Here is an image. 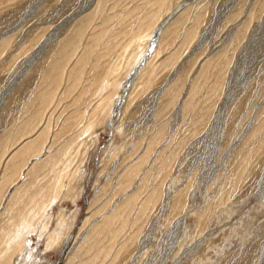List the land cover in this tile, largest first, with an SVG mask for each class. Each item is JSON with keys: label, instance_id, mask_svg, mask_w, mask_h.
Here are the masks:
<instances>
[{"label": "rangeland", "instance_id": "374dc122", "mask_svg": "<svg viewBox=\"0 0 264 264\" xmlns=\"http://www.w3.org/2000/svg\"><path fill=\"white\" fill-rule=\"evenodd\" d=\"M41 1L0 0V42L16 36L0 58V138L10 129L15 130L24 120V102L18 100L13 104L14 107H6L3 104V93L10 91L15 79L12 75L19 65V62L15 67L9 65L18 53L16 46H26L29 50L33 47L36 36L45 32V25L39 29L38 24L47 20L44 23H51L48 26L52 25L53 30L78 11L86 10L81 16L83 18L104 2L103 9L99 5L101 9L93 22V29L84 37L85 43L99 34L103 37V42L100 40L101 43L92 56H101L107 43L113 49L111 56L103 59L101 66L95 71L97 77L105 74L106 65L111 64L112 58L116 60L123 53V48L129 47L131 40L132 43L135 42L132 49L139 44L137 41H143L136 50L138 52L147 44L146 59L150 60L151 56L153 58L155 53L149 48L156 28L151 27L157 18L164 20L168 12L174 10L182 0H101L99 4V0ZM190 1L192 3L189 2L172 23L180 22L178 25L183 27L175 30L173 27L172 35L168 38L163 35L165 28L162 29L163 34L156 36L152 49L156 50L159 45L163 51L161 56L165 60L184 40L183 35L188 28L199 27L197 39L191 49L196 48L194 55L205 59L202 66L207 62L211 66L208 77L197 85L199 88L194 98L191 97L192 103L187 107L192 85L188 87L185 78L194 62L193 57L189 64L182 65L176 76V81L179 78L180 81L178 84L175 82L174 86L183 87L179 99H176V103H173L175 96L173 100L172 97H165L162 101L160 99L163 102L160 107L170 109L165 112L167 114H164L162 121L156 123L153 122V111L159 108L157 97L169 82L171 71L166 70L155 78L132 106L125 104L127 97L138 83L143 82L142 74L145 69L141 73V68L136 69L118 86L113 83V87L111 83L108 92L115 90L117 93L112 112L107 116L106 112L100 111L101 118L98 117L99 121L96 119V128H99L94 129L87 138L77 141L72 149V153L78 154V160H85L86 175L81 181L83 192L81 191L76 203L68 195L64 201H60V198L50 205L49 215L52 221L49 232L54 233L58 229L61 213L67 217L75 215L73 230L64 243L53 250H47L48 242L41 241L37 232L27 234L32 239V245L34 244L33 253L28 260L25 257V260L21 258L18 261V254H15L10 264H15L16 261V264L105 263L108 260L105 258L109 251L107 247L113 243L115 235L110 231L86 243L92 223L86 228L85 220L95 213L97 206L113 196L114 187L124 168L136 161L141 149L154 138L160 126H166V131L160 142L153 146L154 152L149 163L141 170L139 178L127 194L128 197L135 194L145 178L148 191L162 187V197L148 212V218L135 223L131 216L129 228L121 235L123 240L116 242L118 245L127 242V249L122 251L115 264H175L177 259L180 260L178 264H264V0ZM38 3L41 4L39 11L46 9L42 12L43 16L40 20H35V17L33 20L29 19L31 8ZM152 14L155 15L149 20L144 18ZM73 27L75 28L71 24L65 34H70ZM236 37H240V41H235ZM95 40L98 38L93 39V42ZM164 48L167 49L165 53ZM224 49H228L227 55H224ZM161 56L157 60L159 65ZM198 65L194 70L199 72L202 66ZM146 67L147 65L144 68ZM136 76L139 80L133 86L131 81ZM96 77L92 79L95 80ZM87 85H90V80L86 87ZM65 86L66 81H61L62 90ZM32 89L35 90V86ZM71 99L73 100L70 98L67 103H71ZM84 99H90V94ZM64 104L52 113V119H57ZM79 105L78 102L75 109L81 106L82 110L85 107ZM4 112L6 116H3ZM122 113L125 118L121 117ZM64 117L66 115L61 118ZM205 121L207 123L202 128ZM65 139L66 137L62 141ZM137 149H140L138 154L132 156ZM87 151L90 154H86ZM50 176L45 179L44 184L50 181L53 174ZM50 184L47 183L46 187L50 188ZM121 198L123 197L119 196L116 200L114 198L113 205ZM180 204L184 205L183 211L180 214L173 213ZM114 206L110 205L105 213L112 214ZM173 215L175 217L169 224ZM97 253L98 257L88 263Z\"/></svg>", "mask_w": 264, "mask_h": 264}, {"label": "bare ground", "instance_id": "6f19581e", "mask_svg": "<svg viewBox=\"0 0 264 264\" xmlns=\"http://www.w3.org/2000/svg\"><path fill=\"white\" fill-rule=\"evenodd\" d=\"M45 2H47V0H43L42 3ZM189 2L191 1L182 0L174 10L168 12V15L164 20L161 21L157 18L153 23L154 25L151 27H154V29L156 28L154 30L156 31L154 36L157 35L158 31L163 34L162 29L165 28L163 35H166L168 38L172 35L171 29L173 27L174 30L178 27H183L182 25H178L180 22L172 23L174 22V18L179 12L186 8ZM97 3H101V0ZM102 4L105 6L104 2ZM102 4L99 5L103 9ZM99 5L95 7L90 14H85L83 18H81V16L86 10L78 11L71 18L69 17L62 24L56 26L53 30H51L52 25L48 26V24L51 23H44L47 20L41 25L38 24L39 26L37 25V28L39 29L41 26L45 25V32L36 36L37 39H35L33 47L29 50L25 45V48H21L20 45L17 44L18 46H16V49L18 53L13 57L9 64L10 66H14L19 62V65L12 75L15 79L13 80L14 82L10 91L8 92L6 90L7 92L3 93V99L6 101H4L3 104H5L6 107H12L16 101H23L24 106L22 109V115H24L22 118L24 120L16 126L15 130L10 129L9 132L6 133L7 136L6 134L3 136L1 135L0 138V264H10L11 261H13L15 254H18L16 257L17 261L21 260V258L24 259L25 257L28 260L31 253H33L32 246L34 245H32V239L30 240L29 236L34 232L39 234L42 239L41 241L46 240L48 242L46 246L47 250H53L54 248L61 246V244L64 243V240L69 236L70 232L73 230V225L75 224V215L67 217L66 214L64 215L61 213L62 216H60L58 229L54 233H50L49 228L52 220H50L49 211L51 209L50 205L55 202L54 200L61 198V201L70 195L72 202L76 203L82 194L81 191L83 192L81 181L86 175V170L84 169L85 160H78V154L76 155L75 153H72V149L76 146L77 141L87 138L93 133L94 129L96 130L99 128L98 126V128H96V119L98 120V117L101 118V113L99 114L100 111L106 112L105 114L107 116L110 115L113 108L112 104L117 95L115 90H113L114 92L112 93L108 92L111 83L118 86L121 81L127 79L132 69L148 49V45L146 44L147 46L145 45L143 50L140 49L139 52L136 51L143 41H141V43L140 41H137L139 44L135 46V49H132V45L135 42L132 43L131 40L129 43L130 45L128 44L129 47L126 49L123 48V53L120 56H117V58H115L116 60H113L112 58L110 65L109 63L106 65L107 68L105 74L96 77L95 71L101 66V61L109 58L112 53L111 50H113L111 49V46H108L109 43H107V45L105 44L103 47V49H105L101 56H92L95 54L99 43L103 42L102 35L99 34L95 36V38H98L97 41L95 40L93 42V39L95 38H91L92 41H88L87 43H85L86 40L84 41V37H86V35H88L93 29V22L98 15V11L101 9ZM40 6L41 4L38 3L31 8V13L28 17L29 19L33 20L34 17L35 20L41 19L43 16L42 12L46 9L39 11ZM150 11H152V9ZM153 15L155 14L146 15L144 18L149 20ZM48 17H50V15H48ZM79 17L81 19L77 20ZM47 19L49 20V18ZM71 24L74 25L75 28L73 27L70 34H65ZM151 28L148 29L150 30ZM198 30L199 27H197V29H195L194 26L188 28L183 35L184 40L175 47L176 49L173 52H170L171 49L169 50L171 54L168 52L169 56L166 55L167 57L165 60L161 56L163 53L162 48H159L158 46L155 55L151 58L150 63H148V66L142 74L143 82L137 84L141 86L136 85L135 88L133 87L134 94L133 90L132 92L130 91V95L127 97L128 101L125 104L132 106L144 93L145 89H148L149 86H151L150 83L155 80V78L166 70L171 71L172 76L169 82L158 94L159 97L157 98V101L159 99V102H157V105L159 108L153 111V122H159L167 114H165V112L170 109L168 107H160L163 103L161 101L165 97L170 99L172 97L171 100H173V96H175L173 103H176V99H179L183 87L177 85L174 86L175 82L178 84L180 81V78L176 81V76L182 68V65L186 63L189 64V60L193 57L192 60L194 62L185 78L186 83L189 85L188 87H190V84L192 85V90H190L191 92H189V96L187 95L189 98V101H187L186 104L187 107L192 103V98H194L195 93H197L196 90L199 88L197 85L200 81L203 79L205 80V78L208 77V72L210 71L208 69L209 66H211L207 64L208 62L202 66L204 62L203 60L205 59L203 58L202 60L201 57H199L200 55H198V57L194 55L196 48L191 49L197 39ZM90 36L92 37L91 34ZM1 38L2 36L0 39ZM15 38L16 36L13 35L12 38L4 39L0 42V58ZM237 39L238 38L236 37L235 41H237ZM100 40L102 41L100 42ZM238 41H240V37ZM19 48H21L20 51L18 50ZM165 50L167 49L164 48V53ZM188 51L191 52L188 53ZM223 51H226L224 55H227L228 49H224ZM28 53H30V55H28ZM160 56L162 60L159 65L158 59ZM32 59L35 60L32 61ZM145 61L146 60H144V62ZM230 62L231 61L229 60V63ZM198 64L202 66L199 72L196 71V69L194 70ZM226 64H228V62ZM178 65H180V68ZM93 75L96 77L95 80L92 79V77H94ZM64 80L66 81V86L63 89L65 91H63L61 87V81ZM89 80L90 85H87V88L86 83ZM138 80L139 77L137 78V81ZM114 84L112 85L113 87ZM34 86L35 90L32 89ZM186 86L187 85H185L184 89H186ZM88 94H90V99H87L89 101L84 99ZM8 96H10L9 99H7ZM143 97L144 96H142V98ZM70 98H73L74 101L71 99L72 102L67 103ZM63 102H65V104ZM78 102L80 105L85 106L82 110H80V105V108L77 107V109H75ZM63 104L64 106L62 107L61 114L57 119H52V113H55L60 105ZM5 114L6 112H4L3 116H6ZM63 115H66L64 119L61 118ZM121 117L125 118L124 113H122ZM53 120L56 122H53ZM206 123V121L203 122V124L201 123L202 128H204ZM165 128L166 126H160V128H158L159 130L158 132L156 131L154 138L150 140L146 147L141 149L139 155L137 154L140 149L135 151L132 156L137 155L136 161L128 164L124 170L122 169L123 172L120 174L118 182L114 187L113 196L109 198L108 201L106 200V202H103V204L101 203L99 207L97 206V209L94 211L95 213L92 214L93 216L91 215V217L85 220L84 227H88L90 223H92L89 235L86 237V243H90L91 240L98 238L100 234L110 231L115 235L113 243L107 247L109 251L105 255V258H108V262H102V264H115V260L120 258L122 251L127 249V242H121L119 245L117 243L123 240L121 235L124 233L125 229L127 230V228H129L131 216L134 218L135 223L148 218V212L162 197V187H156L148 191L145 178L140 185V189H138L135 194L128 197L129 194H127V191L133 186L136 179L139 178L141 170L149 163L151 154L154 152L153 146L160 142V139L162 138L161 136H163L166 131ZM253 136L254 134L252 137ZM64 137H66V139L62 141ZM149 137L151 138L152 136ZM10 144L11 146L9 147ZM88 153L89 152L87 151L86 154ZM52 174L53 176L50 181H47L48 184L51 183V186L50 188H47V183L44 184L45 179ZM119 196L123 198H121L114 206V198L116 200ZM94 203L92 206H94ZM110 205L114 206V208H112L113 213L107 214L105 211ZM128 209H130L131 212H128ZM183 209L184 205L180 204L175 208V211L173 210V213L176 212L180 214ZM25 211H27V214H25ZM75 214L77 215V212ZM174 217L175 216L173 215L172 218H170L169 224L172 223ZM95 220H97V223ZM3 222H5V224H3ZM101 248L102 247H100V249ZM94 252H96V250ZM87 253L88 251H86V255ZM78 255L77 257L80 258ZM94 255L95 256H93L88 263H92L98 257V253ZM88 257L89 256L87 255V258ZM179 261L180 260L177 259L174 263L178 264ZM16 262L14 263L16 264ZM81 264L86 263L83 262Z\"/></svg>", "mask_w": 264, "mask_h": 264}, {"label": "crops", "instance_id": "0c3cea01", "mask_svg": "<svg viewBox=\"0 0 264 264\" xmlns=\"http://www.w3.org/2000/svg\"><path fill=\"white\" fill-rule=\"evenodd\" d=\"M161 33H162V32L158 31L156 36H159ZM156 36H155V37H156ZM158 46H159V45H158ZM157 48H158V47H157ZM157 48H156V50H157ZM156 50L153 49V51L151 50V52H152V53H155ZM146 52H147V51H146ZM146 52L142 55V57L140 58L139 62L135 65V67L132 69V71L130 72L129 75H131L132 72L134 73V72L136 71V69L138 70V68H141V70H140V73H141L142 70L145 69L144 67H145L146 65L148 66V63H150V60H151L152 56H151L150 60H149V59H146ZM152 53H150V54H152ZM144 57H145V58H144ZM144 60H146V61L144 62ZM147 60H148V61H147ZM143 62H144V63H143ZM138 73H139V72H138ZM129 75H128V76H129ZM127 78H128V77H127ZM137 78H138V76H136V77L131 81V85H132V83H135V82L137 81ZM133 85H134V84H133ZM157 98H158V97H157Z\"/></svg>", "mask_w": 264, "mask_h": 264}, {"label": "water", "instance_id": "95a60500", "mask_svg": "<svg viewBox=\"0 0 264 264\" xmlns=\"http://www.w3.org/2000/svg\"><path fill=\"white\" fill-rule=\"evenodd\" d=\"M155 43H156V37L153 38V43L150 45V48H149L150 51L152 48H154Z\"/></svg>", "mask_w": 264, "mask_h": 264}]
</instances>
